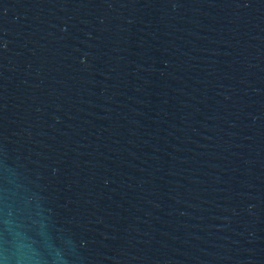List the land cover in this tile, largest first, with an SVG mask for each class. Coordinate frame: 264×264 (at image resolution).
<instances>
[{
  "label": "water",
  "instance_id": "1",
  "mask_svg": "<svg viewBox=\"0 0 264 264\" xmlns=\"http://www.w3.org/2000/svg\"><path fill=\"white\" fill-rule=\"evenodd\" d=\"M0 264H264V0H0Z\"/></svg>",
  "mask_w": 264,
  "mask_h": 264
}]
</instances>
